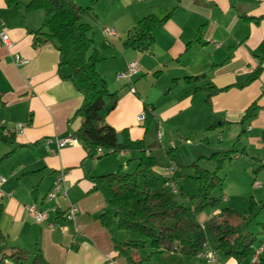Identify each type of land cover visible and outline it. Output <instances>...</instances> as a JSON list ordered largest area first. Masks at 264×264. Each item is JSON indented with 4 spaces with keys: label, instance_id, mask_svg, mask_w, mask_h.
<instances>
[{
    "label": "crops",
    "instance_id": "0c3cea01",
    "mask_svg": "<svg viewBox=\"0 0 264 264\" xmlns=\"http://www.w3.org/2000/svg\"><path fill=\"white\" fill-rule=\"evenodd\" d=\"M30 1L9 6L0 0V33L7 34L12 43L6 48L0 40V128L14 134L12 144L0 142V177L5 179L0 187V232L12 246L28 253L39 250L48 264H127L114 251V244L136 239L116 226L108 230L101 225V214L112 211L102 194L92 189V178L118 170L134 172L141 153L120 151L88 158L76 141L58 146L57 140L72 138L80 126L81 120L74 114L82 97L68 79L67 68L58 67L56 48L50 43L33 44V32L40 29L43 16L40 11H25ZM75 3L86 10L81 21L90 27L88 36L103 59L96 69L108 89L105 108L111 95L116 99L104 121L117 132L124 131L130 140L143 142L145 154L156 161L152 172L158 179V190L167 189L163 171L168 166L175 168L174 180L179 186L185 182L189 188L188 177L199 189L197 170L216 171L217 159L231 151L217 170L219 183L211 194L219 204L193 213L188 196L195 193L181 188L175 193L180 204L190 208V217L206 234L208 221L223 210L246 216L250 199L264 202V71L244 85L264 48V0ZM168 15L153 29L149 50L123 47L140 19ZM104 27L114 28L116 36L107 39L102 33ZM16 56L26 63H19ZM132 61H137L138 72L129 79H118ZM227 87L211 94L213 88ZM253 102L259 107L256 116L239 124ZM145 113L150 117L147 126L145 120L137 119ZM16 124H23V129L11 132ZM184 149H190L186 163L180 161ZM215 154L216 159L211 157ZM185 168L188 174L184 175ZM59 170L66 173L67 193L48 200ZM70 204L77 207L78 232L64 217ZM28 206L46 211L45 221L35 222ZM259 217H264V209ZM149 249V260L162 257V253ZM136 256L142 258L138 251ZM257 259L264 260V251ZM203 262L196 255L193 259L184 256L180 263ZM214 264L244 263L225 257L221 261L216 258Z\"/></svg>",
    "mask_w": 264,
    "mask_h": 264
},
{
    "label": "trees",
    "instance_id": "16d2710c",
    "mask_svg": "<svg viewBox=\"0 0 264 264\" xmlns=\"http://www.w3.org/2000/svg\"><path fill=\"white\" fill-rule=\"evenodd\" d=\"M7 5H18L20 0H4ZM25 11H40L43 16L39 30L33 32L35 46L44 43L52 44L58 52V67L69 71L68 79L80 93L82 101L74 116L80 118L79 128L72 137L86 151L88 158H102L110 153L120 151H139L141 156L132 173L118 170L115 173L92 178L93 190L99 191L105 203L112 211H105L100 216L101 225L110 230L116 226L123 232L137 234L143 240H132L114 244V251L124 258L127 264H143L149 258H139L136 252L147 244L155 253L181 252L184 255L196 256L204 244L208 242L203 228L195 223L189 215L190 208L177 203L164 187L158 190V179L152 168L155 159L145 154V146L141 140H130L124 131L117 132L105 123V114L114 109L115 96L111 95L110 105L105 108V97L108 89L104 78L98 73L96 66L103 61L94 48V41L88 36L90 27L81 21L86 10L78 7L75 0H31ZM158 19L147 16L140 19L123 42L124 48L147 51L153 45L152 31L167 18ZM264 48L258 56V65L247 78L244 85L255 81L264 71ZM189 81L194 78H188ZM241 87V86H239ZM211 90V94L227 90ZM259 107L255 102L250 104L239 122L244 125L254 119ZM147 126L150 117L144 116ZM148 121V122H147ZM13 133H5L0 128V142L12 144ZM121 135L122 143H117ZM264 142V131L261 134ZM101 149V153H98ZM231 151L224 153L222 159L216 161V171L197 170L195 180L199 189L188 196L193 205V213L202 212L219 204V199L212 197V191L218 185L217 170L222 162L229 159ZM9 156L5 155L3 158ZM212 158H218L217 154ZM1 161V160H0ZM264 209V202L250 199L248 214L241 216L229 209L208 221L210 237L224 257L233 258L237 262L251 254L256 238L248 231V226ZM8 261L11 264H48L39 250L33 253L12 246L6 236L0 232V264ZM255 264H264L259 260Z\"/></svg>",
    "mask_w": 264,
    "mask_h": 264
},
{
    "label": "built area",
    "instance_id": "2783aa9c",
    "mask_svg": "<svg viewBox=\"0 0 264 264\" xmlns=\"http://www.w3.org/2000/svg\"><path fill=\"white\" fill-rule=\"evenodd\" d=\"M103 35L107 39H112L116 36V32L114 28L112 27H104L102 29ZM0 40L1 43L4 47L6 48H11L12 43L8 37L7 34L5 33H0ZM16 60L24 64L26 63L25 60H20L19 57L16 56ZM137 61H132L128 63L125 67V70L117 75L118 79H129L132 75L136 74L138 72V66H137ZM130 92L134 93V88L131 86L130 87ZM137 119L139 121L144 120V115L140 114ZM24 125L23 124H16L11 132H19L23 129ZM75 141L74 138H66V139H61L57 140V144L59 147H62L70 142ZM98 153H101V149L97 150ZM174 176H175V168L173 166H168L167 168L164 169L163 171V184L166 188L171 189V193H177V187L174 183ZM5 179L3 177H0V187L3 184ZM257 185V184H256ZM68 186L66 184V173L63 170H59L55 176V179L53 181V185L51 190L48 192L46 198L48 200H54L58 195H66L67 193ZM0 195H1V190H0ZM28 213L33 217L34 221L37 223H41L45 221L47 218V213L46 211H41L36 209L34 206H28L27 207ZM77 213V207L74 204H70L68 207V210L66 211L64 217L66 220L71 221L73 224V230L75 232H78V226L75 224V215ZM62 231H65V228H62ZM264 251V241L261 242V245L258 250L253 254L251 258L252 263H257V255L261 252ZM197 257L204 261L205 264H214L216 261V257L214 255V251L210 248L208 243L204 244L203 249L197 254Z\"/></svg>",
    "mask_w": 264,
    "mask_h": 264
},
{
    "label": "rangeland",
    "instance_id": "374dc122",
    "mask_svg": "<svg viewBox=\"0 0 264 264\" xmlns=\"http://www.w3.org/2000/svg\"><path fill=\"white\" fill-rule=\"evenodd\" d=\"M195 140V139H194ZM193 140V141H194ZM196 142H194V145H195ZM190 149H184L183 150V153L182 154V157L180 159V161H182L183 163H186L188 161L187 159V156L190 157V152H189ZM184 170H187L186 168L183 169V173L184 175L185 174H188V172L184 171ZM182 175V176H184ZM185 179L188 181L189 183V188H186V186H184V183L181 184L182 186H179L180 184H177V182H175L174 180V183L177 187V190H180L181 189H186L187 191H189V193H197L198 191V188H197V184L193 181V179L191 178H188V177H185ZM179 183V182H178ZM191 189V190H190ZM166 191H168V193L171 194L172 198L177 201V203H180L179 201H181L179 195H176L174 193H171V189H166ZM264 217H259V215L257 216V218H255L252 223L249 224L248 226V231L253 234V236H255L256 240L255 242L253 243L252 245V252L251 254H249L248 256L240 259L238 261V263H244V264H250L251 263V258H252V255L253 253L255 252V250L260 246L261 244V241H262V236H264ZM206 237L208 239V241L210 242L209 244L211 245L212 247V250L214 251V255L217 259H219L221 261L224 260V256L221 254V252L217 249V246H216V243L214 242V240H212V238L210 237V232L207 228L206 230ZM128 235L130 236L131 239H139L140 237H138L137 234H134V233H131V232H128ZM150 249L149 247L146 249L145 247L144 248H141L138 250V253H139V256L140 257H144L146 258L147 255H149L150 253ZM156 254H160V253H157ZM162 257L158 260V261H152V260H149V259H146L143 264H174V263H180L181 260H182V257H191V259H193L195 256H190V255H184L182 254L181 252L177 251V252H169V253H166V252H163L162 253ZM204 263V262H203ZM181 264V263H180ZM205 264V263H204ZM252 264H255V263H252Z\"/></svg>",
    "mask_w": 264,
    "mask_h": 264
},
{
    "label": "water",
    "instance_id": "95a60500",
    "mask_svg": "<svg viewBox=\"0 0 264 264\" xmlns=\"http://www.w3.org/2000/svg\"><path fill=\"white\" fill-rule=\"evenodd\" d=\"M117 143L118 144H121L122 143V137H121V135H118L117 136Z\"/></svg>",
    "mask_w": 264,
    "mask_h": 264
}]
</instances>
